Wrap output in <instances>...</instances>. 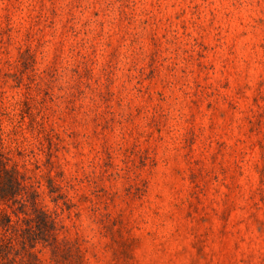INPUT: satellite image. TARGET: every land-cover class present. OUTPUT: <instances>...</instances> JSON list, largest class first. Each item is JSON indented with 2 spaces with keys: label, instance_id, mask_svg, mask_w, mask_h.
<instances>
[{
  "label": "rangeland",
  "instance_id": "1",
  "mask_svg": "<svg viewBox=\"0 0 264 264\" xmlns=\"http://www.w3.org/2000/svg\"><path fill=\"white\" fill-rule=\"evenodd\" d=\"M0 150L38 264H264V0H0Z\"/></svg>",
  "mask_w": 264,
  "mask_h": 264
},
{
  "label": "trees",
  "instance_id": "2",
  "mask_svg": "<svg viewBox=\"0 0 264 264\" xmlns=\"http://www.w3.org/2000/svg\"><path fill=\"white\" fill-rule=\"evenodd\" d=\"M38 197L26 174L0 150V203L8 207L0 216V264H38V245L57 246L59 221Z\"/></svg>",
  "mask_w": 264,
  "mask_h": 264
},
{
  "label": "clouds",
  "instance_id": "3",
  "mask_svg": "<svg viewBox=\"0 0 264 264\" xmlns=\"http://www.w3.org/2000/svg\"><path fill=\"white\" fill-rule=\"evenodd\" d=\"M11 111V110H10ZM10 118H14V117H10Z\"/></svg>",
  "mask_w": 264,
  "mask_h": 264
}]
</instances>
